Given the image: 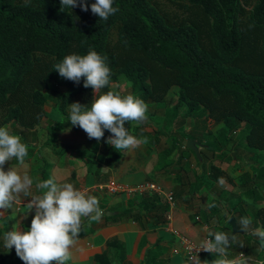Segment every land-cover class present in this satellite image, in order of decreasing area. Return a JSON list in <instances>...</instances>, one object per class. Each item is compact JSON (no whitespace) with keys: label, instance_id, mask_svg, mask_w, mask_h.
I'll list each match as a JSON object with an SVG mask.
<instances>
[{"label":"trees","instance_id":"1","mask_svg":"<svg viewBox=\"0 0 264 264\" xmlns=\"http://www.w3.org/2000/svg\"><path fill=\"white\" fill-rule=\"evenodd\" d=\"M171 1L187 12V18L171 21L151 0H114L113 7L119 11L106 21L93 15L90 8L88 12L79 7L61 9L60 0H30L27 6L25 0H0V107L6 108L3 122L12 127H34L44 115L48 91L57 96L56 109L61 118L48 121L43 145L57 154L66 151L56 143L57 135L68 129L82 130L71 126L67 107L75 97L92 89L83 87L84 78L79 84L61 78L54 65L66 55H85L92 48L107 57L112 71L110 89L123 76L135 96L145 102H159L172 86H177L176 109L185 105L183 115L201 113L205 120L212 118L220 125L217 145L206 144L199 149L200 159L182 142L172 171L189 175L181 171L188 150L198 164V172L191 175L210 185L218 177L228 176L222 167L225 161L245 159L246 164V157L239 155L247 148L248 159L254 164L242 169V183L255 189L257 180L264 182V158L258 162L260 152H264V0ZM94 2L88 0L89 5ZM130 124L125 125L129 131ZM135 129L141 133L143 125ZM18 134L25 143L23 132ZM104 135L110 134L105 130ZM107 139L100 140V149L86 145L94 153L99 151L98 158L103 159L114 150ZM91 140L96 141L89 139L88 143ZM123 153L120 151L107 164L111 166ZM15 161L13 158L10 163ZM43 164L45 171L48 163L44 160ZM142 202L146 213L165 210L166 204L154 194H146ZM235 204L227 208L224 217L233 215L238 222L236 211L230 210ZM139 212L143 214L142 209ZM250 216L251 229H264V207L252 205ZM117 246L122 263L123 250L120 244ZM96 260L111 264L106 255H97Z\"/></svg>","mask_w":264,"mask_h":264},{"label":"crops","instance_id":"2","mask_svg":"<svg viewBox=\"0 0 264 264\" xmlns=\"http://www.w3.org/2000/svg\"><path fill=\"white\" fill-rule=\"evenodd\" d=\"M88 140L83 130L63 131L57 135V143L66 151L57 154L51 149L57 155L53 159L51 157L45 160L48 163L45 174H43L45 171H42L44 160H41V166L37 165L35 171H20L33 179V185L29 194L21 193L13 206L0 216V264H24L16 255L14 247L12 249L4 247V235L14 228L27 230L30 227L34 209L31 210L28 203L45 191L37 189L36 183L49 178H55L58 183H72L76 188L95 195L103 210L100 221L90 223L85 221L82 225L78 243L73 249L76 258L67 264H99L96 260L97 255H106L111 264H194L192 258L179 247L177 233L200 244L202 240L208 238L205 227L208 231L232 234V228L228 223L231 215L228 218L224 217L227 208L232 204L236 203L230 210L236 211L238 219L252 218L250 216L252 205L253 208L264 207L262 179L255 182L253 189L250 185L242 183L243 171H226L228 176L224 177L226 183L223 186L218 180L209 185L206 180L196 181L195 176L192 180L188 179V175H183V172L178 174L172 170L153 171L155 167L150 163L149 154H145L144 144L137 149H129L111 166L103 163L102 168L99 167L100 171H86L82 159L76 157L80 153L70 148L72 145L83 146ZM187 152L185 151V154H188ZM41 156L42 154L39 155L40 159ZM17 163L15 161L10 164ZM233 176L237 178L231 181L228 177ZM108 182H114L122 188L112 192L100 187ZM144 182H155L160 184L165 192H171L174 197L173 206H169L163 195L150 192L129 194L124 188ZM209 186L212 189L211 193H208ZM146 194L159 197L166 204L165 210L155 209L146 213L142 202ZM244 202H247V206ZM209 204L215 206L209 208ZM128 209L132 211L128 213ZM141 209L142 215L139 212ZM107 211L113 214L106 215ZM254 229L250 226L248 230L237 233L235 241L237 244L228 250L229 258L236 257L240 252L245 254L248 250L250 253H246L245 256L264 260V247H261L258 237L252 234ZM118 244L123 250L122 263L118 260L120 252ZM195 257L199 259V264H210L216 258L210 253Z\"/></svg>","mask_w":264,"mask_h":264},{"label":"clouds","instance_id":"3","mask_svg":"<svg viewBox=\"0 0 264 264\" xmlns=\"http://www.w3.org/2000/svg\"><path fill=\"white\" fill-rule=\"evenodd\" d=\"M28 3L30 0H25L26 6ZM113 3L114 0H95L89 5L88 0H60L61 9L79 7L81 11L88 12L90 8L93 15L104 21L119 11ZM54 68L61 78L77 84L84 78L83 87H91L94 93L90 107L79 102L69 105L71 126H78L89 139L97 142L107 130L111 135L106 142L117 150L135 149L148 143L147 137L138 138L125 127L130 122H144L148 105L134 94L110 89L112 71L106 56L89 48L85 55H66ZM104 89L109 90L102 91ZM27 156L28 145L22 142L21 136L13 134L7 126H0V216L13 206L21 193L27 195L32 188L33 179L27 173L22 174L15 167H9L7 171L4 168L13 158L19 165H24ZM218 183L223 186L226 183L224 177H218ZM36 188L45 191L28 203V207L34 209L30 227L6 232L4 247H14L24 264H67L74 261L73 249L78 243L82 225L85 221H100L103 215L98 197L72 183H58L55 178L36 183ZM214 206L208 205L209 208ZM251 224L250 217H242L237 222L242 231L248 230ZM204 230L211 238L202 240L198 251L216 256L210 264H264V260H255L243 252L229 258L228 250L235 243L236 234L212 232L206 227ZM252 234L264 247V229L256 228ZM192 260L199 264L196 257Z\"/></svg>","mask_w":264,"mask_h":264},{"label":"rangeland","instance_id":"4","mask_svg":"<svg viewBox=\"0 0 264 264\" xmlns=\"http://www.w3.org/2000/svg\"><path fill=\"white\" fill-rule=\"evenodd\" d=\"M151 1L171 21H178L187 18L188 15L187 12H185L180 5L172 2L171 0H151ZM249 8L250 6H248V9ZM111 90L119 91L122 94L131 93L135 95V92L131 91L130 89L129 82L123 76H120L119 82L117 84L112 85ZM177 90H178L177 86H172L170 90L166 93L162 101L159 102L152 100L146 101V104L148 105V111L146 114L147 119L144 121V123H139L143 125V132L137 133L135 127L138 124L135 122H130L131 127L129 132L132 135L137 136L138 138L147 137L148 139V143L144 144V149H145V154L147 155L149 154L150 156V163L152 164V166L155 167L153 171H165L166 169L167 171L171 170L173 168L172 165L174 163L175 157L179 154V149L181 147L182 142L184 144L185 143L184 141H186V139L192 138L189 136H193L196 141L202 143L204 146H206V144L214 146L217 145L218 143V140L216 138V133L220 125L216 123L215 120L212 118H207L205 120V118H203L201 113L192 114V115H183V113L187 111V107L185 105L180 106L178 109H176L175 107V103L177 99ZM46 94L48 95V100L43 107L44 115L40 118L39 122L34 124V127L32 128L20 127L19 125H15L14 127H12L11 125L4 123L3 117L6 108L0 107V126H7L13 134L19 135L18 132L19 133L23 132L25 144L28 145V156L25 158L24 165H19L18 163L13 165L10 164L11 162L10 161L5 164L4 166L5 171H7L9 167H15L19 171H35L37 165L41 166V162H42L41 160H46L47 158H51V157L53 159L57 155L51 150V148L43 145L44 143L46 145V139L48 136V131H47L48 121L50 120L58 121L61 118L60 114L56 109L57 96L51 94L48 91H46ZM93 98H94V93L92 90L88 93H84L80 96L75 97L70 104L74 102H79L82 105H88L90 107ZM69 105L67 107L68 111H69ZM14 131L16 133H14ZM110 135H108L107 137L109 138ZM107 137L104 135L103 140L104 139L106 140ZM99 142H97V140L96 141L91 140L89 141V143L86 142V144L87 145L92 144L98 146ZM86 144L83 145L85 146L84 149L83 148L79 149L78 145H72L70 148L72 151H77L78 153H80L76 157L82 159V162L85 164L86 171H98L99 167L102 168L103 163H105L107 166H110L107 164V161L111 160V158L113 157H116V154H118L120 151L124 152L123 154H126L128 151V150H117L114 148L111 154L109 153L107 155H104L103 158L104 160H103L98 158V154L100 153L99 151L94 153L90 148H88L89 146H87ZM141 146H143V144ZM240 148H242V146ZM105 149L107 150V147ZM170 149H172L171 152H169ZM187 153L188 154H185L186 162L183 164L181 171H188L189 175L187 174L188 175L187 177L188 179L192 180L194 179V176H192L191 174L192 172L198 171V164L195 161L193 153H191L190 151H188ZM41 154L42 156L40 159L39 155ZM233 154L234 152H232V155ZM239 156L246 157V164L244 162L245 159H243V161H237V162L225 161V163L222 164V167L225 169V171H242L243 168L246 167L248 168L254 164L251 159H248L250 154L247 153V148H245V150H243V152L240 153ZM262 158H264V152H260V157H258V162L261 161ZM114 164L116 165L117 162ZM46 171L47 168L43 174H45ZM234 178L236 179L237 177L233 176V179Z\"/></svg>","mask_w":264,"mask_h":264},{"label":"built area","instance_id":"5","mask_svg":"<svg viewBox=\"0 0 264 264\" xmlns=\"http://www.w3.org/2000/svg\"><path fill=\"white\" fill-rule=\"evenodd\" d=\"M100 187L105 188L106 190H109L112 192L118 191L122 188V186H118V184H116L114 182L104 183V184L100 185ZM124 188H125V190H127V192L129 194L130 193L141 194L144 192H150V193H154L157 195H163L166 198L169 206H173V204H174L173 194L171 192H165L163 187L160 184H157L155 182H144V183L138 184L134 187H124ZM168 218H170V216H168ZM177 235H179V244H180L179 247L185 252V254L189 258H193L197 255L207 253V252H204L202 250L198 251L200 244L196 243L195 241H192V239H190L184 235H181L180 233H177Z\"/></svg>","mask_w":264,"mask_h":264},{"label":"water","instance_id":"6","mask_svg":"<svg viewBox=\"0 0 264 264\" xmlns=\"http://www.w3.org/2000/svg\"><path fill=\"white\" fill-rule=\"evenodd\" d=\"M142 123H144V122H142ZM185 146L187 148H189L191 151H193L196 154V156L198 157V159L201 158L200 152H199V148L201 146H204L202 143L196 141L195 139L189 138V139H186ZM112 214H113V212H111V211H107L106 212V215H112ZM228 223L230 224V226L232 228V234L233 233L237 234V233H241L242 232V230L238 228V225H237V222H236V218L233 215H231L229 217Z\"/></svg>","mask_w":264,"mask_h":264}]
</instances>
